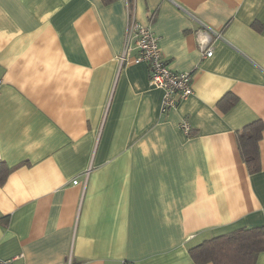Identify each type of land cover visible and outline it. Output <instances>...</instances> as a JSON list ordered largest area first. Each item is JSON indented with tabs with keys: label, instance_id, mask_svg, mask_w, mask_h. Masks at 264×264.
Listing matches in <instances>:
<instances>
[{
	"label": "crops",
	"instance_id": "crops-1",
	"mask_svg": "<svg viewBox=\"0 0 264 264\" xmlns=\"http://www.w3.org/2000/svg\"><path fill=\"white\" fill-rule=\"evenodd\" d=\"M128 4L192 73L168 112L138 49L121 62ZM256 120L264 0H0V257L197 264L190 247L264 225V127L258 171L237 137Z\"/></svg>",
	"mask_w": 264,
	"mask_h": 264
},
{
	"label": "trees",
	"instance_id": "trees-1",
	"mask_svg": "<svg viewBox=\"0 0 264 264\" xmlns=\"http://www.w3.org/2000/svg\"><path fill=\"white\" fill-rule=\"evenodd\" d=\"M235 95L227 94L221 100L225 108L236 101ZM263 123L256 120L238 131V142L242 157L250 172L260 169L259 141L262 137ZM9 167L0 161V184L8 175ZM190 254L197 264H256L264 251V225L243 226L218 236L210 237L190 247Z\"/></svg>",
	"mask_w": 264,
	"mask_h": 264
},
{
	"label": "built area",
	"instance_id": "built-area-1",
	"mask_svg": "<svg viewBox=\"0 0 264 264\" xmlns=\"http://www.w3.org/2000/svg\"><path fill=\"white\" fill-rule=\"evenodd\" d=\"M128 22L125 32L124 49L120 56L121 62L127 59L131 50L138 49V55L134 57L136 62L146 61L149 67L150 83L164 90L161 111L168 112L177 108L180 101L194 92L192 73L190 71L173 70L164 59L158 36L149 25L140 23L134 17L129 4L127 5ZM204 48V46H203ZM204 54L211 56L212 48L205 50ZM180 128L191 134V125L183 119ZM77 182V180H74ZM12 258H1L0 264H10ZM122 264H132L123 261Z\"/></svg>",
	"mask_w": 264,
	"mask_h": 264
}]
</instances>
